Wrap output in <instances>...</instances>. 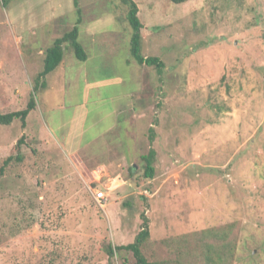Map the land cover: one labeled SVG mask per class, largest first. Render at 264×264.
I'll use <instances>...</instances> for the list:
<instances>
[{"label":"rangeland","instance_id":"1","mask_svg":"<svg viewBox=\"0 0 264 264\" xmlns=\"http://www.w3.org/2000/svg\"><path fill=\"white\" fill-rule=\"evenodd\" d=\"M134 2L140 52L162 68L130 55L121 0H0V112L36 102L0 124V264H134L106 248L144 218L148 260L208 264L212 242L219 264H264V0ZM78 19L86 59L65 42L34 90Z\"/></svg>","mask_w":264,"mask_h":264},{"label":"trees","instance_id":"2","mask_svg":"<svg viewBox=\"0 0 264 264\" xmlns=\"http://www.w3.org/2000/svg\"><path fill=\"white\" fill-rule=\"evenodd\" d=\"M124 4L127 5V12H126V18L127 21L132 29L131 35H130V55L137 61L138 64H145L148 66H154L158 68L163 67V62L156 56H143L140 52V44H141V34H140V28L142 27V24L138 18L137 15V5L134 2V0H121ZM173 3H182L187 0H169ZM3 7H6L10 0H1ZM73 4L76 6L77 11L78 9V3L77 0H73ZM80 20L78 19L73 25V27L64 32L62 36L54 39L52 44L47 47L44 51V57H43V66L42 69L36 74L34 78V86L33 89L36 90L37 86H44L45 81V75L52 71L56 66H58L63 58V44L65 42H69L72 49L74 56L78 60H85L86 59V53L83 50V47L77 40L78 36V27ZM36 105L35 99L32 95H30L26 106L23 109L10 111L6 113L0 112V124L8 125L10 124L14 119H20L22 124L25 122V118L28 115V113L34 109ZM21 139H18V141L15 144V147L18 148ZM153 135L149 137V142H152ZM155 151L152 147H149L148 152L142 156V160L144 162L143 165V171L142 175L144 178H152L154 168L152 166L153 159H154ZM17 159H19L17 155ZM11 160V156H8L3 164H7L8 161ZM130 169H133V166L130 167ZM147 219L144 218L142 222L141 229L138 231V233L135 235L133 242L128 244H121L117 246H112L109 244L106 248V253L108 256H112L116 251L125 250L130 251L133 258H134V264H172L171 262L162 259V260H156L151 261L148 260L141 251V245L146 240V238L149 236V230L147 225ZM203 240V236L201 239V242ZM205 251H206V260L208 261V264H219L222 258L223 250L222 247H218L217 244H214L212 242L205 243Z\"/></svg>","mask_w":264,"mask_h":264},{"label":"built area","instance_id":"3","mask_svg":"<svg viewBox=\"0 0 264 264\" xmlns=\"http://www.w3.org/2000/svg\"><path fill=\"white\" fill-rule=\"evenodd\" d=\"M92 196H93L94 200L96 201V203L98 204V206H100V207L104 206L105 201H106V197L102 191L94 190V191H92Z\"/></svg>","mask_w":264,"mask_h":264}]
</instances>
